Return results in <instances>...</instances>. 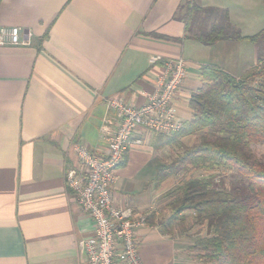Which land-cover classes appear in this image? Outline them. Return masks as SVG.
<instances>
[{
  "label": "crops",
  "instance_id": "0c3cea01",
  "mask_svg": "<svg viewBox=\"0 0 264 264\" xmlns=\"http://www.w3.org/2000/svg\"><path fill=\"white\" fill-rule=\"evenodd\" d=\"M252 2L264 9V0H0V25L20 28L29 42L0 48V264H87L83 244L93 222L66 183L77 165L74 146L102 158V129L115 124L106 101L143 106L171 59L188 66L174 105L181 125L190 121L203 66L239 77L257 64L248 41L194 40L218 21L201 28L195 15L189 23L192 8H216L224 25L252 36L235 14ZM156 135L133 136L113 198L154 216L137 234L145 264H192L181 254L194 252L193 242L161 228L171 214L164 195L174 185L157 173L173 155L158 149Z\"/></svg>",
  "mask_w": 264,
  "mask_h": 264
},
{
  "label": "trees",
  "instance_id": "16d2710c",
  "mask_svg": "<svg viewBox=\"0 0 264 264\" xmlns=\"http://www.w3.org/2000/svg\"><path fill=\"white\" fill-rule=\"evenodd\" d=\"M192 9L189 23L203 11L216 12ZM220 17L226 20L225 14ZM193 39L207 46L248 41L256 47L257 64L239 77L203 66V85L189 102L192 119L173 136L156 135L158 149L179 150L170 164L159 168L157 181L175 179L181 172L202 173L164 195L171 214L161 228L173 233L190 213L193 224L207 230L190 247L203 264H264V163L252 149L264 145V29L243 36L221 23ZM193 137L194 144L183 142ZM146 215L151 223L154 216Z\"/></svg>",
  "mask_w": 264,
  "mask_h": 264
},
{
  "label": "built area",
  "instance_id": "2783aa9c",
  "mask_svg": "<svg viewBox=\"0 0 264 264\" xmlns=\"http://www.w3.org/2000/svg\"><path fill=\"white\" fill-rule=\"evenodd\" d=\"M28 44L20 28L0 25V48ZM187 67L182 58L165 61L164 74L157 79L154 92L147 95V102L141 107L120 98L106 101L115 124L102 129L107 146L102 158L93 155L83 144L74 146L77 165L67 171L66 183L93 222V236L83 244L87 264H145L137 234L147 227V215L129 206H118L113 188L118 179L117 170L134 135L141 132L173 135L182 128L174 101L188 78Z\"/></svg>",
  "mask_w": 264,
  "mask_h": 264
},
{
  "label": "rangeland",
  "instance_id": "374dc122",
  "mask_svg": "<svg viewBox=\"0 0 264 264\" xmlns=\"http://www.w3.org/2000/svg\"><path fill=\"white\" fill-rule=\"evenodd\" d=\"M223 3H230L232 1V4L238 0H219ZM216 2V1H215ZM236 6V5H235ZM242 8H236V16L237 18H242L244 19V29L247 33H251V35H254L257 33L259 30L264 29V9L260 8L259 6H256L254 2L248 3V4H243L241 5ZM206 9V8H204ZM218 9L215 8V13L212 15L209 11H203L200 15H196V19L199 23V26L201 28H204V26L208 23V21L212 20L215 21L218 24L223 23V20L220 19L221 11H217ZM252 44V43H251ZM253 45V44H252ZM252 45L246 44V46H250V49H252ZM188 70V69H187ZM186 144H194L195 140H185ZM185 144V145H186ZM189 144V145H190ZM253 152L255 157L262 161L264 163V145H258V146H253ZM171 154L172 159L175 158V156L179 153V150L176 149H171ZM201 172H181L179 176L175 179H173V185L183 182L184 180L190 179V178H196L201 176ZM192 215L190 213H186L185 215V220L183 222H180V224L176 225L175 230H176V236H179V238H183L184 241H190L193 242L195 239L198 237H202L206 235V228L202 226H195L193 224V220L191 219ZM183 256H186L190 260L192 264H203V261L199 258L197 252H183L181 254Z\"/></svg>",
  "mask_w": 264,
  "mask_h": 264
}]
</instances>
